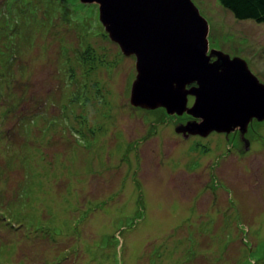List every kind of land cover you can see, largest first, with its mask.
I'll use <instances>...</instances> for the list:
<instances>
[{"label": "rangeland", "instance_id": "rangeland-1", "mask_svg": "<svg viewBox=\"0 0 264 264\" xmlns=\"http://www.w3.org/2000/svg\"><path fill=\"white\" fill-rule=\"evenodd\" d=\"M193 1L264 83V25ZM136 76L97 5L0 0V264H264V122L184 138Z\"/></svg>", "mask_w": 264, "mask_h": 264}, {"label": "water", "instance_id": "water-1", "mask_svg": "<svg viewBox=\"0 0 264 264\" xmlns=\"http://www.w3.org/2000/svg\"><path fill=\"white\" fill-rule=\"evenodd\" d=\"M79 1L97 5L110 40L135 57L132 106L191 117L176 129L184 138L236 131L244 138L254 120L264 122V83L246 60L210 51L209 22L193 0Z\"/></svg>", "mask_w": 264, "mask_h": 264}, {"label": "trees", "instance_id": "trees-1", "mask_svg": "<svg viewBox=\"0 0 264 264\" xmlns=\"http://www.w3.org/2000/svg\"><path fill=\"white\" fill-rule=\"evenodd\" d=\"M219 2L237 20L264 25V0H219Z\"/></svg>", "mask_w": 264, "mask_h": 264}, {"label": "flooded vegetation", "instance_id": "flooded-vegetation-1", "mask_svg": "<svg viewBox=\"0 0 264 264\" xmlns=\"http://www.w3.org/2000/svg\"><path fill=\"white\" fill-rule=\"evenodd\" d=\"M211 50H216V49H213V48H211L210 47V51ZM232 58H234V57H232ZM216 60V58H213L211 61H215ZM194 87H197V85H196V83H194V84H192V85H190L189 86V88H194ZM194 101H195V97L194 96H190L189 97V106H192L193 104H194ZM185 116V115H184ZM189 117V116H188ZM189 118H191V117H189ZM255 122H259V121H253L250 125H249V129H248V131H247V133L245 134V136H244V138L241 136V132H239V131H236V132H234V133H232L233 134V136H235V137H238V139H239V141H240V143L242 144V145H244V151L245 152H249L251 149H252V146H251V144H252V142H251V140L248 138V135H249V133H250V130H251V127H252V125L255 123ZM214 133H216V132H214ZM213 134V133H212ZM224 135H226V134H224ZM227 137H229L230 135H226ZM197 137H199V136H197ZM248 140L249 142H247L246 140ZM248 143V144H247ZM246 145H248V148H246Z\"/></svg>", "mask_w": 264, "mask_h": 264}]
</instances>
